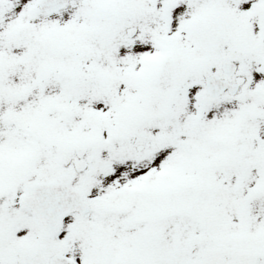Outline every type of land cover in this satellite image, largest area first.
I'll return each mask as SVG.
<instances>
[{"label": "snow or ice", "instance_id": "snow-or-ice-1", "mask_svg": "<svg viewBox=\"0 0 264 264\" xmlns=\"http://www.w3.org/2000/svg\"><path fill=\"white\" fill-rule=\"evenodd\" d=\"M0 264H264V0H0Z\"/></svg>", "mask_w": 264, "mask_h": 264}]
</instances>
